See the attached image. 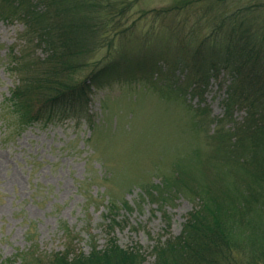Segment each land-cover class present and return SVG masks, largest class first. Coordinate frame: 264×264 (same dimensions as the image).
<instances>
[{
	"label": "rangeland",
	"instance_id": "rangeland-1",
	"mask_svg": "<svg viewBox=\"0 0 264 264\" xmlns=\"http://www.w3.org/2000/svg\"><path fill=\"white\" fill-rule=\"evenodd\" d=\"M179 1L125 0L128 7L121 26L106 30L86 69L117 62L125 71L133 60L144 59L161 74L153 71L150 78L147 70H138L125 79L124 73L121 81L92 88L86 116L47 124H26L12 98L18 82L11 71L12 56L20 48L23 24L0 3V264L31 247L48 254L61 250L65 230L77 238L79 249L89 250L90 233L101 247L108 223L118 243L139 246L149 264L158 236L177 235L197 201L189 192L173 193L160 199V205L149 199L145 188H153L151 194L157 198L155 186L175 171L185 175L181 182L185 187L230 180L218 148L223 141L216 135L228 136L232 118L241 121L245 112L234 106L233 117L219 119L224 115L226 70L219 69L214 76L207 73L197 95L188 87L194 75L178 59L184 56L183 45L192 52L195 42L214 26L213 20L244 0L197 1L163 11ZM147 33L158 35L160 41L146 47L142 38ZM161 52L169 55L171 69ZM35 53L42 56L44 51L37 47ZM198 61L205 65L203 59ZM141 74L146 76L137 79ZM197 74L196 81L204 80L202 73ZM174 78L185 80L181 95L171 89ZM197 104L209 113L199 119L201 126L194 123L198 112L192 106ZM216 119L223 133L211 136ZM109 201L115 206L111 213H107ZM109 216L115 222L110 223Z\"/></svg>",
	"mask_w": 264,
	"mask_h": 264
},
{
	"label": "trees",
	"instance_id": "trees-1",
	"mask_svg": "<svg viewBox=\"0 0 264 264\" xmlns=\"http://www.w3.org/2000/svg\"><path fill=\"white\" fill-rule=\"evenodd\" d=\"M197 1L209 0H180L163 11L167 13L183 5L182 9ZM0 3L7 5L10 14L23 24L21 45L12 56L11 71L18 78L12 98L26 124L86 116L93 87L121 81L124 73L128 79L138 70H147L150 78L149 73L154 71L158 76L162 72L156 66L146 65L144 59L133 60V64L125 66V71L119 70L117 62L86 70L92 54L104 41L106 30L121 26L128 7L125 0H106L100 5L95 0H0ZM233 9L213 20L214 26L195 42L192 52L183 45L185 57L178 59V64L194 75L188 87L197 95H201L200 87L207 73L214 76L219 69L226 70L224 115L219 119L227 121L233 117L234 106L245 112L241 121L233 122L232 118L231 126L226 128L228 136L224 135L218 119L212 129L211 136L223 133L216 136L223 141L218 148L223 151L222 168L230 180L211 186L185 187L181 183L185 175L175 171V175L164 177L155 186L159 198L151 194L153 188H145L149 199L158 200L160 205L161 200H167L168 194L173 193L189 192L197 201V207L188 212L177 235L158 236L151 247L153 261L149 264H264V0H244ZM146 14L147 11L143 16ZM142 39L146 47L160 41L158 35L149 33ZM37 47L44 51L42 56L35 53ZM161 53L166 68L171 69L169 55ZM199 59L205 61L207 68ZM85 71L87 74L82 76ZM197 73H202L204 80L196 81ZM144 76L141 74L137 79ZM184 83V78L180 82L174 78L171 89L181 95V91L185 92ZM203 107L192 106L198 112L194 121L197 126H201L202 116H209ZM229 164L233 168H228ZM113 204L109 201L107 213L115 209ZM109 219L110 223L115 222L113 216ZM111 229L108 223L107 237L101 247L90 233L89 250L79 249L77 238L68 236L65 230L61 250L48 254L31 247L6 258L3 264H145L141 248L121 246Z\"/></svg>",
	"mask_w": 264,
	"mask_h": 264
}]
</instances>
